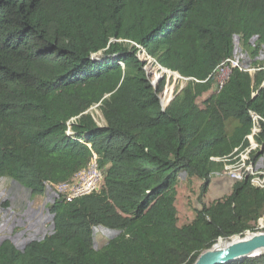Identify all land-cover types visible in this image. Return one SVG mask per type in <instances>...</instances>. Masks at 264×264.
I'll use <instances>...</instances> for the list:
<instances>
[{"label":"trees","instance_id":"obj_1","mask_svg":"<svg viewBox=\"0 0 264 264\" xmlns=\"http://www.w3.org/2000/svg\"><path fill=\"white\" fill-rule=\"evenodd\" d=\"M233 36L256 66L264 0H0V178L33 197L73 180L92 155L102 174L90 194L49 203L42 239L0 241V264H194L221 241L264 231V190L248 181L202 200L222 169L210 158L243 142L249 110L264 115V70H233L214 89ZM146 66L190 78L164 109L168 77L153 85ZM257 140L264 147V125ZM180 174L201 182L200 210L182 226ZM95 228L116 235L96 250ZM223 264H264V254Z\"/></svg>","mask_w":264,"mask_h":264},{"label":"rangeland","instance_id":"obj_2","mask_svg":"<svg viewBox=\"0 0 264 264\" xmlns=\"http://www.w3.org/2000/svg\"><path fill=\"white\" fill-rule=\"evenodd\" d=\"M158 70L154 71L150 66H146V71L154 73L157 78L152 80L153 85L161 76L166 75L168 77L166 89H173V97L175 86L177 84L180 86L183 83L173 74L165 73L160 67ZM220 171L221 169L214 171L211 175L210 187L202 199L206 205L229 195L231 192L233 183ZM200 184L201 182L197 179H188L184 174L181 179L178 177L175 184L178 226L191 222L195 217V212L200 210L201 206L198 201ZM50 195L51 191L47 188L43 195L31 197L27 190L15 182L0 178V241L8 240L18 249H21L26 243L40 240L44 235H48L52 226L51 217L47 213V206L52 202ZM6 204L8 206L4 207ZM115 235L116 232L103 228L93 229L94 248L96 250L102 248Z\"/></svg>","mask_w":264,"mask_h":264},{"label":"built area","instance_id":"obj_3","mask_svg":"<svg viewBox=\"0 0 264 264\" xmlns=\"http://www.w3.org/2000/svg\"><path fill=\"white\" fill-rule=\"evenodd\" d=\"M255 39V37L252 38L251 43H254ZM134 46L139 50L142 59L148 60L149 62L153 61L141 46L136 44H134ZM254 61L256 62V66H254L253 61L247 53L243 51L238 37L233 36L232 56L222 61L213 71L215 82L214 89H221L233 70L239 72H257L261 69L264 70V65L262 67L257 66V63L264 62V46H261ZM118 64L121 69H124V64L122 62H118ZM162 70H164L165 73L173 74V76L177 77L181 82L190 80V78H183L165 69ZM155 79L157 78L155 77ZM166 87L167 86H165V91L160 99V106L162 109H164L172 99L173 89L167 90ZM248 116L250 118L251 127L249 133L244 137L243 142L229 155L222 158H210V161L220 163L222 165L221 174L232 183L248 181L251 187L264 190V147L257 140L262 133L264 115H259L249 110ZM182 176L183 174H180L179 178L181 179ZM101 180L102 174L98 169L96 157L92 155L88 168L78 173L73 180L57 185L55 190L51 191L50 197L52 198V202L55 199L62 198L65 202L71 203L77 198L95 191ZM257 227L259 229L264 228L262 219L258 220ZM249 234L250 232L245 233V235Z\"/></svg>","mask_w":264,"mask_h":264},{"label":"water","instance_id":"obj_4","mask_svg":"<svg viewBox=\"0 0 264 264\" xmlns=\"http://www.w3.org/2000/svg\"><path fill=\"white\" fill-rule=\"evenodd\" d=\"M218 244L221 246L217 247ZM260 254H264V231L253 232L242 238L235 237L230 241H221L199 254L194 264H223Z\"/></svg>","mask_w":264,"mask_h":264},{"label":"bare ground","instance_id":"obj_5","mask_svg":"<svg viewBox=\"0 0 264 264\" xmlns=\"http://www.w3.org/2000/svg\"><path fill=\"white\" fill-rule=\"evenodd\" d=\"M220 246H221V244H218V245H217V247H220Z\"/></svg>","mask_w":264,"mask_h":264}]
</instances>
